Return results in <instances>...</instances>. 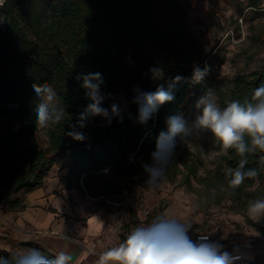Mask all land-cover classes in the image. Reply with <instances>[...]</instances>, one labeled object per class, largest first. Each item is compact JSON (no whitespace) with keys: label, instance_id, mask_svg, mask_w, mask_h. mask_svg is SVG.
Returning a JSON list of instances; mask_svg holds the SVG:
<instances>
[{"label":"trees","instance_id":"trees-1","mask_svg":"<svg viewBox=\"0 0 264 264\" xmlns=\"http://www.w3.org/2000/svg\"><path fill=\"white\" fill-rule=\"evenodd\" d=\"M129 47L133 66L124 58V46ZM169 62L168 75L160 82L168 88L173 84V100L160 105L155 113L141 122L138 106L132 103V88L141 76L147 75L153 62L152 52ZM209 71L199 82L193 79L194 68ZM80 72H100L105 83L101 90L108 96L127 94L128 113L104 118L88 117L79 127L80 113L91 102L85 97L75 77ZM212 78L203 46L185 29L181 22L167 21L160 14L156 0H3L0 3V206L24 209L19 191L40 187L50 168L69 153L66 174H59L63 188L76 189L83 195L98 197V206H109L108 200L122 193L108 173L124 178L139 177L130 156L142 155L152 160L157 140L168 131L167 118L185 115L192 107L199 89ZM51 85L67 108L69 116L59 124H50L47 140L35 137L38 127L32 108L36 103L33 83ZM264 83L261 71L237 73L226 98L219 102L221 109L232 100L244 102L253 90ZM158 85L147 81L142 91H155ZM110 108V104L103 105ZM76 126L87 139L75 141L66 133ZM179 136V135H178ZM175 138V141L177 137ZM264 153L247 156L246 169H255L256 177L248 178L232 191L236 200L264 196ZM240 160L228 150L225 162L235 168ZM183 163L180 153L173 154L169 166ZM107 168L108 173L101 170ZM195 174L193 164L187 165ZM227 183L225 176H222ZM255 187L250 190L249 188ZM156 212L159 210H155ZM131 213V212H130ZM264 231V219L254 222ZM24 249L37 248L25 243ZM17 252L0 250V258L11 260Z\"/></svg>","mask_w":264,"mask_h":264},{"label":"rangeland","instance_id":"rangeland-1","mask_svg":"<svg viewBox=\"0 0 264 264\" xmlns=\"http://www.w3.org/2000/svg\"><path fill=\"white\" fill-rule=\"evenodd\" d=\"M156 1L158 11L166 16L167 21L181 22L182 29L203 46L212 78L198 90L192 107L184 117L187 134H181L176 139L174 152L181 154L183 163L179 162L173 167L168 165L165 177L158 186L147 185L148 174L142 165L151 164L152 160L142 155L128 158L138 167L139 177L124 178L108 173L107 168L102 169V173H108L109 178L122 187V193L108 200L109 206L105 210L116 213L120 234L130 232L138 225L148 224L160 215H167L190 224L188 235L191 239L201 233L210 234L213 240L240 236L233 240L247 247L258 248L264 255V231L257 230L249 223L246 212L248 201L236 200L232 190H226L227 183H224L222 176H225L228 168L225 162L227 152L215 141L210 131L195 127L196 117L200 114L195 105L208 90L215 92L219 105L220 100L228 96L237 73L261 71L264 75V0ZM123 53L129 66H133L127 45ZM151 58V68H162L165 79L170 63L161 59L155 51ZM163 80L152 79L149 71L139 78L132 92L144 81L158 85ZM102 93L106 96L102 106L115 103L122 113L129 112L130 103L125 92L112 96ZM47 131L48 127H38L35 137L47 140ZM64 162L66 160L57 165L59 174L66 167ZM190 164L194 165L195 174H190L187 168ZM92 200L98 202V197L83 195L82 202ZM257 234L262 238L253 237ZM237 264L255 263L241 260Z\"/></svg>","mask_w":264,"mask_h":264},{"label":"clouds","instance_id":"clouds-1","mask_svg":"<svg viewBox=\"0 0 264 264\" xmlns=\"http://www.w3.org/2000/svg\"><path fill=\"white\" fill-rule=\"evenodd\" d=\"M152 79L163 80L162 68H150ZM209 71L206 66L201 70L194 68L193 79L199 82ZM75 79L80 82L85 97L91 102L80 113L79 127L83 128L88 117L99 116L111 123L113 117L121 116L119 105L113 103L110 108L102 106L106 96L101 86L105 83L100 72H80ZM182 77L172 78L165 88L164 84L153 91L133 89L135 95L132 103L138 106V116L141 122H146L160 105L173 100L171 88L180 82ZM36 103L32 108L35 115V125L46 128L50 124L61 123L69 116L67 108L55 89L48 83H33ZM200 114L196 117L195 127L208 130L225 153L233 150L240 160L235 168L226 169L227 189L233 192L246 179L257 175L255 169L245 166L247 156L256 152L264 153V83L257 86L250 99L244 102L232 100L223 109L217 103L215 92L208 90L196 103ZM168 131L162 132L157 140L156 150L151 153L152 163L142 165L148 174L146 181L149 186H158L166 174L176 146L175 138L187 134V126L180 116L167 118ZM75 141L87 139L84 132L73 126L66 133ZM264 164V157H261ZM248 217L254 222L264 219V196L251 199L246 209ZM191 225L167 215H160L150 223L134 227L124 241L100 254L97 264H232L233 257L223 251L218 242H211L207 235H201L193 241L188 235ZM72 257L64 251L49 257L37 248H31L15 254L11 260L0 258V264H71Z\"/></svg>","mask_w":264,"mask_h":264},{"label":"crops","instance_id":"crops-1","mask_svg":"<svg viewBox=\"0 0 264 264\" xmlns=\"http://www.w3.org/2000/svg\"><path fill=\"white\" fill-rule=\"evenodd\" d=\"M65 160L62 174H66L70 163L68 152L55 164L57 168L48 171L40 187L18 192L16 197L22 199L24 209L2 208L1 251L19 253L28 250L22 248V244L33 243L54 255L66 252L72 257L71 264H97L101 253L118 246L129 234H120L116 213L107 212L105 207L98 206L96 200L82 202V193L60 185L57 165ZM196 236L193 241H196ZM239 237L221 238L214 242L221 244L222 250L229 254H241L242 260L263 264V252L233 240ZM210 238L213 237L210 235Z\"/></svg>","mask_w":264,"mask_h":264},{"label":"built area","instance_id":"built-area-1","mask_svg":"<svg viewBox=\"0 0 264 264\" xmlns=\"http://www.w3.org/2000/svg\"><path fill=\"white\" fill-rule=\"evenodd\" d=\"M146 213H147V212H146ZM2 216H3L2 213H0V217H2ZM201 235H207L208 238H209V241L214 242V240L210 238V235H209L208 233H205V234H202V233H201V234H198V235L196 236V240H197ZM253 237H260V238H262V236H261L260 234L254 235ZM263 238H264V237H263ZM230 255L234 258L233 261H232V264H234V263L239 262V261L242 260V256H241V254L231 253Z\"/></svg>","mask_w":264,"mask_h":264}]
</instances>
